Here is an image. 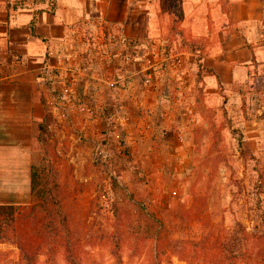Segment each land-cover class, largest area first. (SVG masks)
I'll list each match as a JSON object with an SVG mask.
<instances>
[{
	"label": "rangeland",
	"instance_id": "rangeland-1",
	"mask_svg": "<svg viewBox=\"0 0 264 264\" xmlns=\"http://www.w3.org/2000/svg\"><path fill=\"white\" fill-rule=\"evenodd\" d=\"M159 6L155 37L97 24L55 44L39 73L52 116L34 165L44 175L50 159L68 231L46 241L26 222L0 242V264H264V64L210 86L200 68L226 0L179 19Z\"/></svg>",
	"mask_w": 264,
	"mask_h": 264
},
{
	"label": "crops",
	"instance_id": "crops-1",
	"mask_svg": "<svg viewBox=\"0 0 264 264\" xmlns=\"http://www.w3.org/2000/svg\"><path fill=\"white\" fill-rule=\"evenodd\" d=\"M165 1L172 12V0ZM199 1L179 0L181 17ZM162 9L159 0H0V204L18 205L29 196L45 114L39 73L55 44L75 28L97 24L126 39L152 38ZM225 16L214 37L219 42L201 65L210 70L203 73L209 85L222 90L264 64L263 2L226 0Z\"/></svg>",
	"mask_w": 264,
	"mask_h": 264
},
{
	"label": "trees",
	"instance_id": "trees-1",
	"mask_svg": "<svg viewBox=\"0 0 264 264\" xmlns=\"http://www.w3.org/2000/svg\"><path fill=\"white\" fill-rule=\"evenodd\" d=\"M260 1L263 2L264 8V0ZM172 3L173 13L176 14L177 19H179L181 16L179 0H172ZM249 52L251 54V58L254 59L250 47ZM200 72H210V70L201 67ZM198 77L200 78V74L198 75ZM219 90H222V88L220 87ZM223 99H225V97H223ZM40 101L44 106L45 114L42 121L38 124L39 132L37 135V140L39 142H42L41 138L47 132L52 115L46 105V100L43 96H40ZM232 131L237 134L235 135V138L240 156L245 159L255 161L256 163L255 156L248 149H245L243 147L242 135L240 133H237L236 129H233ZM49 161L50 159L46 160L49 165L47 166V173L44 175L42 173L43 168H41V166L32 165L30 168V193L34 198H36L35 203H33L31 206L0 204V242H6L13 238H17L22 224L26 222L37 226L38 224H42V230L35 229L34 234L37 235L38 238H42L46 241L60 239V232L63 233L68 231L67 217L62 211V204L59 202V198L57 195V181L55 179V172L53 171V165ZM261 178L262 175L258 173L257 179L255 180L257 182L256 188L258 189L260 188ZM111 182V186L113 188L117 186L113 178H111ZM137 207L140 214V212H142V208L140 206ZM148 218L150 220L153 219L151 216H149ZM184 220H186V218ZM147 223L145 224V226L147 225ZM157 232V234L155 235L159 236V228ZM153 236L154 235L152 233H149L148 231L143 234V238L146 239L152 238ZM21 252L27 253L22 247ZM30 261L31 259L29 258L25 264H29ZM72 264L77 263L73 261Z\"/></svg>",
	"mask_w": 264,
	"mask_h": 264
}]
</instances>
